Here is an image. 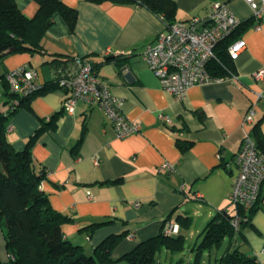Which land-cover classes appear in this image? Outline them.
I'll return each mask as SVG.
<instances>
[{"label":"crops","instance_id":"0c3cea01","mask_svg":"<svg viewBox=\"0 0 264 264\" xmlns=\"http://www.w3.org/2000/svg\"><path fill=\"white\" fill-rule=\"evenodd\" d=\"M59 1L77 13L73 30L55 14L39 51L17 53L0 63V110H7V72L28 65L43 86L55 78L54 58L79 57L93 64L99 79L122 101L125 117L140 127L139 133L117 139L97 108L78 102L72 114L64 112L68 93L60 88L34 96L10 116L12 129L6 137L15 151H22L37 135L32 157L36 170L47 173L40 190L53 210L71 219L62 226L64 237L91 253L109 236L125 234L113 251L117 259L158 236L169 221L178 227L172 237L185 239L187 232L194 236L193 228L198 231L220 212L233 215L229 194L237 173L235 158L245 134L261 120L264 135V98L257 99V94L264 97V80L252 77L264 69V17L256 29L244 0H172L175 22L204 17L213 2L223 1L242 21L233 42L246 43L232 62L234 77L192 87L183 101H177L161 89L141 57L167 26L161 16L137 4ZM16 4L27 18L37 13L33 0ZM252 105L253 122L246 125L243 119ZM52 119L55 125H47ZM163 164L173 171L161 170ZM260 194L248 224L235 233L231 244L224 239L216 251L226 243L222 254L232 245L264 263V183ZM0 261L8 262L1 227Z\"/></svg>","mask_w":264,"mask_h":264},{"label":"trees","instance_id":"16d2710c","mask_svg":"<svg viewBox=\"0 0 264 264\" xmlns=\"http://www.w3.org/2000/svg\"><path fill=\"white\" fill-rule=\"evenodd\" d=\"M33 1L38 5L37 13L33 18H27L18 9L16 0H0V63L17 53L39 51V42L52 26L55 14L62 16L70 30H73L77 19L75 10L66 7L59 0ZM86 1L94 4H137L161 16L167 26L176 23V6L172 0ZM235 32L215 48V58L207 65V71L212 76L227 79L233 75V61L229 58L228 47L234 40ZM109 58L105 59L109 61ZM74 62L75 57L54 58V80L28 97L11 93L4 76L7 110H0V227L9 258L6 264H156L157 256L163 251L170 254L181 253L185 245L184 237L166 236L163 230L158 236L138 243L117 259L113 258V251L125 234L109 236L93 248L91 253H86L82 246L73 245L62 232V226L71 222V219L53 210L48 197L40 190L41 183L47 179V173L43 169L36 170L32 157L31 147L37 135L26 143L22 151H15L7 141L10 116L22 103H28L34 96L58 88L57 77L74 66ZM261 122L262 120L252 127L250 137L257 151L264 156V135L259 129ZM47 125L54 126L55 119ZM260 195L255 206L246 214L247 222L242 223L237 232L248 224L250 214L261 199ZM231 218L232 215L220 212L206 224L200 234L201 242L196 248L195 264H199L201 254L218 249L224 239L230 244L233 242L237 232L230 226ZM101 225L95 224L90 230ZM231 247L232 245L217 259V264H257L255 256H247L239 248ZM0 264L3 263L0 261Z\"/></svg>","mask_w":264,"mask_h":264},{"label":"built area","instance_id":"2783aa9c","mask_svg":"<svg viewBox=\"0 0 264 264\" xmlns=\"http://www.w3.org/2000/svg\"><path fill=\"white\" fill-rule=\"evenodd\" d=\"M244 1L251 9L254 27L259 29L260 20L264 17V0ZM241 24L242 21L230 11L226 3L215 1L210 5L206 16L192 17L186 22L166 26L151 44L145 46L141 57L158 79L161 89L175 100L183 101L190 88L224 80L212 76L207 71V65L215 58L217 45L228 39ZM245 47L243 40H235L228 49L229 58L235 61ZM109 53L106 50L104 56ZM252 77L254 81L262 82L264 69L255 72ZM37 78V72L28 65L11 70L5 75L10 92L19 97H28L41 88ZM57 85L68 93L63 102L64 112L72 114L76 104L82 102L103 112L117 139H125L140 132L139 125L125 117L121 109L122 101L99 79L89 60L75 57L74 66L57 77ZM262 98V94H257V99ZM254 114L252 105L243 119L244 124H251ZM160 117L165 123H169L167 116ZM11 129L8 125L6 133ZM235 166L237 173L231 184L229 201L235 208L230 226L237 232L242 223L247 222L246 214L257 203L264 183V156L257 151L250 134H245L243 138L241 149L235 158ZM161 170L171 172L173 168L163 164ZM177 231L178 227L170 221L163 229L166 236L175 235ZM257 264L264 263L257 260Z\"/></svg>","mask_w":264,"mask_h":264},{"label":"rangeland","instance_id":"374dc122","mask_svg":"<svg viewBox=\"0 0 264 264\" xmlns=\"http://www.w3.org/2000/svg\"><path fill=\"white\" fill-rule=\"evenodd\" d=\"M204 226L205 224L199 227L198 231L193 228L192 232L194 236H191L189 232L186 233L184 250L181 253L170 254L163 251L157 256L156 264H195L197 253L196 248L197 245L201 242L202 238L200 233ZM225 247L226 243L223 244L222 249L219 251L213 250L211 253L205 252L201 254V256L199 257L200 260H198L199 264H217V259L219 258L220 253L224 250Z\"/></svg>","mask_w":264,"mask_h":264}]
</instances>
